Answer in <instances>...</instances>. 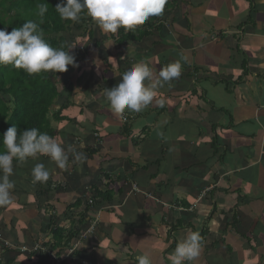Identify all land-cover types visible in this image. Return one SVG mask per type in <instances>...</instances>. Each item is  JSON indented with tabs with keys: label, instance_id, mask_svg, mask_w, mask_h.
Segmentation results:
<instances>
[{
	"label": "crops",
	"instance_id": "obj_1",
	"mask_svg": "<svg viewBox=\"0 0 264 264\" xmlns=\"http://www.w3.org/2000/svg\"><path fill=\"white\" fill-rule=\"evenodd\" d=\"M166 11L146 28V37L125 43L118 57L107 41L106 84L90 71L62 113L73 118L83 107L81 126L63 125L74 136L68 146L98 153L80 165L69 154L66 169L48 157L33 159L54 170L46 200L35 197L34 166L10 177L15 188L13 202L0 206V248L12 246L2 224L13 222L6 226L20 243H12L38 245L35 258L46 255L49 222L62 220L78 199L71 209L76 223L88 205L82 193L95 185L112 193L111 204L85 214L89 239L74 259L78 264H137L144 253L153 264H170L188 230L199 231L204 241L191 264H264V0H178ZM93 54L90 66L97 61ZM142 59L154 76L176 60L182 73L141 112L126 109L124 123L104 90L120 82L119 70ZM86 82L94 93L83 92ZM72 226L65 221L61 228ZM14 252L0 249L1 263L21 255Z\"/></svg>",
	"mask_w": 264,
	"mask_h": 264
},
{
	"label": "trees",
	"instance_id": "obj_2",
	"mask_svg": "<svg viewBox=\"0 0 264 264\" xmlns=\"http://www.w3.org/2000/svg\"><path fill=\"white\" fill-rule=\"evenodd\" d=\"M171 4H166V9L178 0H169ZM61 0H0V28H6L7 31H11L13 28H18L28 20H34L39 22L40 17L37 15V5L40 3H47L48 9L43 16V23L40 27L43 29L44 39L47 43L53 47L64 46L65 50L68 47H73L70 51L75 57L76 66H69L66 72L54 73L51 71H42L37 74H29L23 69L13 67L11 65H0V151L4 150L2 143L3 134L7 128L13 124L17 126L18 132L23 131L26 128H37L41 132H46L49 136L55 138L58 143L61 144L65 150L68 149L69 140L74 138L71 133L65 131V126H81L83 118V107L80 106L78 116L68 118L62 116L63 111L67 110L72 105V97L75 94V90L78 85L81 84L83 78L87 76L90 71H96L98 78L103 79L106 71H111L110 62L108 60V54L105 51L106 42L111 41L113 44L114 55L118 57L121 53V49L125 43H136L137 40L147 36V29H150L154 25V21L160 17L152 16L147 20V26H140L142 30H138L136 27L134 30H126L120 28L116 33L108 32L106 35L100 32L98 25L87 15L86 10L81 14V19L78 23H74L70 20H63L60 18L58 12L55 9L57 3ZM147 28V29H146ZM139 37V38H138ZM97 52V61L92 64L91 58H94L93 53ZM93 54V55H92ZM120 65V64H119ZM162 67V64H159ZM95 66V68H92ZM121 66V65H120ZM162 69V68H161ZM126 70V69H125ZM124 69L118 71V75H122L126 72ZM58 77V78H57ZM105 79V78H104ZM102 84H106L104 81ZM92 85L86 82L85 86L81 89L83 92L94 93ZM103 88V85H99L96 91ZM86 106H91L87 104ZM57 107V110H54ZM124 123L128 122L126 117ZM51 122H55L57 125L55 128L51 127ZM71 135V136H70ZM77 151V150H76ZM85 151V150H84ZM99 150L86 148V160L96 155ZM71 154V153H69ZM46 158L47 156H40ZM85 160V161H86ZM78 165H80L77 162ZM34 166L33 159L29 158L25 162H19L13 160L14 173L17 177L23 176L25 169ZM18 170V171H17ZM50 179L44 183L33 184L37 191L35 197L43 196L44 200L48 198ZM92 189V190H91ZM85 189L82 196L85 198V202H88L84 212L80 213L76 223L73 221L72 208H76L80 202L75 199V202L68 206L60 218L62 220L49 222L47 233L51 236V242H47L43 248L48 249L49 253L46 255H39L35 258L31 247H24L28 251L25 254L19 255L20 264L23 261L32 262L36 261V264H45V261L60 259L63 255H66L67 250L71 249L70 244H73L76 240L81 242L80 247L72 252L70 258L61 264H78L74 259L81 255L83 252L84 240L89 239L88 232L85 231L86 222H84L85 214L93 216V212L100 210V207L104 203L111 204L112 193L99 192L95 185L92 188ZM57 190V189H56ZM58 197L54 198V203H57ZM54 209H55V204ZM8 206V205H7ZM5 206V208L7 207ZM53 208V206H52ZM93 219V218H92ZM67 221L70 224H76L69 230L61 228L62 223ZM94 221V219H93ZM92 221V223H93ZM13 222L8 223L12 225ZM85 223V224H84ZM2 224L8 232V243L12 246L6 248H0L4 251H11L16 253V250L20 245L17 237L10 232L6 225ZM97 224V223H96ZM96 224H93V226ZM10 229H12L10 227ZM18 241L19 243L13 244L12 242ZM35 246V245H34ZM52 255V256H51ZM15 259H9L4 264H13ZM0 264L1 263L0 261ZM25 264V263H23Z\"/></svg>",
	"mask_w": 264,
	"mask_h": 264
},
{
	"label": "clouds",
	"instance_id": "obj_3",
	"mask_svg": "<svg viewBox=\"0 0 264 264\" xmlns=\"http://www.w3.org/2000/svg\"><path fill=\"white\" fill-rule=\"evenodd\" d=\"M168 0H61L55 6L63 20L78 23L81 14L87 15L105 32L116 33L120 28L134 30L143 25L151 16L162 15ZM40 21L28 20L10 32L0 28V65H11L23 69L29 74L42 71L62 73L69 66H76L75 57L71 54L73 47L65 50L64 46L53 47L44 39L43 16L47 12V3L37 5ZM182 73L181 60L165 65L154 76V69L145 59L133 64L122 74L118 84L105 88L104 96L110 109L118 116L124 117L125 110L141 112L148 107L157 91L165 84L178 79ZM58 78V77H57ZM4 150L0 151V206L13 202L15 181L13 160L25 162L29 158L38 159L47 156L60 169L69 164V153L74 163H83L86 156L71 146L65 150L57 140L39 129L26 128L19 131L13 124L3 134ZM32 183H44L49 179L50 171L43 163H36L31 171ZM204 247L199 231L188 230L174 251L170 254V264H185L195 261ZM24 248V246L18 248ZM32 248V247H31ZM20 253V252H19ZM21 254V253H20ZM137 264H153L149 254L136 257Z\"/></svg>",
	"mask_w": 264,
	"mask_h": 264
},
{
	"label": "built area",
	"instance_id": "obj_4",
	"mask_svg": "<svg viewBox=\"0 0 264 264\" xmlns=\"http://www.w3.org/2000/svg\"><path fill=\"white\" fill-rule=\"evenodd\" d=\"M123 121H124V119H123ZM92 229V228H91ZM90 229V230H91ZM1 238V237H0ZM81 245V242L79 241V240H76L73 244H70L69 246H71V249H68L67 250V253H66V255H63L62 257H60V259H57V260H52L53 262H54V264H61V263H63V262H65L66 260H68L69 258H70V255L72 254V252L76 249H78L79 248V246ZM5 246H7L6 244H5ZM31 250H33V252H35V253H37V252H39L41 249H40V247L38 246V245H35V246H33L32 248H31ZM19 252L21 253V254H25V253H27L28 251L26 250V248H21V249H19ZM52 256V255H51Z\"/></svg>",
	"mask_w": 264,
	"mask_h": 264
},
{
	"label": "rangeland",
	"instance_id": "obj_5",
	"mask_svg": "<svg viewBox=\"0 0 264 264\" xmlns=\"http://www.w3.org/2000/svg\"><path fill=\"white\" fill-rule=\"evenodd\" d=\"M89 18H91V17H89ZM51 162L52 161H50V164H51ZM50 166V165H49ZM49 169V171H50V175H53V173H54V170H53V168H48ZM80 247V246H79Z\"/></svg>",
	"mask_w": 264,
	"mask_h": 264
},
{
	"label": "bare ground",
	"instance_id": "obj_6",
	"mask_svg": "<svg viewBox=\"0 0 264 264\" xmlns=\"http://www.w3.org/2000/svg\"><path fill=\"white\" fill-rule=\"evenodd\" d=\"M7 245V244H6ZM6 247H9V245H7Z\"/></svg>",
	"mask_w": 264,
	"mask_h": 264
}]
</instances>
